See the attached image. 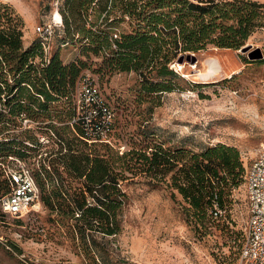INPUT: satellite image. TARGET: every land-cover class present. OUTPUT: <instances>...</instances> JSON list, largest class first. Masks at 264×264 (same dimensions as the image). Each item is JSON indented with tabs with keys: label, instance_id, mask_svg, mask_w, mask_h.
<instances>
[{
	"label": "rangeland",
	"instance_id": "obj_1",
	"mask_svg": "<svg viewBox=\"0 0 264 264\" xmlns=\"http://www.w3.org/2000/svg\"><path fill=\"white\" fill-rule=\"evenodd\" d=\"M2 3L10 5L23 20L26 42L39 39V29L48 25L60 27L56 15L63 0H0ZM260 12L256 23L264 26V8ZM126 26L124 23L121 28ZM59 41L53 34L52 53L58 51ZM244 48L241 52L209 46L195 54L194 63L172 61L170 70L178 78L153 79L168 90L157 93L143 91L140 76L134 72H113L103 58L93 55L88 61L78 45L60 48L65 64L79 58L89 62L80 77L89 73L113 108L112 152L119 147L129 152L158 144L195 154L219 145L239 151L244 173L240 185L225 199L229 213L224 224L228 228L222 223L207 229L196 226L187 216L193 209L169 179L151 183L144 176L133 178L126 173L130 179L122 183L127 197L117 236L87 232L89 238L83 240L75 221L51 211L41 199L24 218H0V264H238L248 220L244 177L264 146V27L256 29ZM214 72L229 73L230 78ZM44 117L43 124L25 116L17 118V127L0 136L7 137L6 141L16 137L18 143L11 147L13 153L5 150L0 154L5 166H0L2 171L21 161L39 173L38 163L15 153L23 131H31L44 144L43 151L59 144L56 132L66 133L70 140L76 136L70 103L51 104ZM76 143L77 149L83 148ZM97 145L96 151H106L105 144ZM71 183L79 185L76 180Z\"/></svg>",
	"mask_w": 264,
	"mask_h": 264
},
{
	"label": "trees",
	"instance_id": "obj_2",
	"mask_svg": "<svg viewBox=\"0 0 264 264\" xmlns=\"http://www.w3.org/2000/svg\"><path fill=\"white\" fill-rule=\"evenodd\" d=\"M263 8L264 3L252 0H63L58 12L62 25L54 29V36L60 38L59 49L52 53L51 45L46 54L40 39L25 47L23 20L2 3L0 136L17 127V118L24 116L43 124L50 105L60 101L70 103L72 123L76 115L73 93L92 55L103 58L113 72L138 74L143 91H168L153 79L176 80L177 74L170 70L172 61L209 46L242 50L256 29L264 27L256 23ZM124 23L127 26L121 28ZM68 44L80 46L88 61L79 58L65 64L60 48ZM72 129L76 136L71 140L66 133L56 132L59 144L47 151L31 131H23L15 153L40 165L39 173H33L43 203L75 221L83 240L89 238L87 232L103 236L120 233L127 197L122 183L130 179L126 173L133 178L144 176L151 183L169 179L193 209L187 216L198 227L207 229L228 221L225 199L240 185L244 173L237 149L219 145L195 154L158 144L129 152L119 147L112 152L113 143L89 144L80 127ZM5 138L0 139V154L13 153L16 137ZM78 141L82 149L75 147ZM97 144H105L106 151H96ZM0 166L5 167L1 162ZM4 173L0 168V198L11 189ZM71 180H76L78 187H73ZM216 204L226 211L222 217L214 214ZM5 217L0 210V218Z\"/></svg>",
	"mask_w": 264,
	"mask_h": 264
},
{
	"label": "built area",
	"instance_id": "obj_3",
	"mask_svg": "<svg viewBox=\"0 0 264 264\" xmlns=\"http://www.w3.org/2000/svg\"><path fill=\"white\" fill-rule=\"evenodd\" d=\"M57 22L59 26L62 25L61 19ZM55 27H58L57 24ZM55 27L48 25L39 29V39L46 54L51 51ZM73 104L76 115L71 123L72 127H80L84 132V139L89 144L99 142L112 145L114 110L89 73L79 78L73 93ZM121 151H125V148L122 147ZM5 178L10 182L11 189L7 195L0 198V210L6 217H26L35 205L41 202V192L33 169L19 161L18 165L6 169ZM244 193L248 220L238 264H264V146L247 168ZM214 211L217 217L226 213L218 204L214 206Z\"/></svg>",
	"mask_w": 264,
	"mask_h": 264
},
{
	"label": "water",
	"instance_id": "obj_4",
	"mask_svg": "<svg viewBox=\"0 0 264 264\" xmlns=\"http://www.w3.org/2000/svg\"><path fill=\"white\" fill-rule=\"evenodd\" d=\"M245 48H243L242 50H241V52H245V51H243ZM249 58H250V56H249ZM192 61V63H194L195 61H196V55L195 54H189L188 56H182V57H180L179 58V60H178V64H180V65H182L183 63H184V61Z\"/></svg>",
	"mask_w": 264,
	"mask_h": 264
},
{
	"label": "bare ground",
	"instance_id": "obj_5",
	"mask_svg": "<svg viewBox=\"0 0 264 264\" xmlns=\"http://www.w3.org/2000/svg\"><path fill=\"white\" fill-rule=\"evenodd\" d=\"M56 16H57V19H58V20L61 19L59 13H57ZM206 61H207V60H205L204 63H205ZM178 67H181V66L178 65ZM186 75H187L186 77H189V78H190V74H189V72H187ZM214 75L222 76V77H226V78H230V74H229V73H224V72H220V73H218V72H214ZM200 76H201V74H200ZM200 76H198V77H200ZM202 76H203L204 78L206 77L205 74H202ZM35 206H36V205H35Z\"/></svg>",
	"mask_w": 264,
	"mask_h": 264
},
{
	"label": "crops",
	"instance_id": "obj_6",
	"mask_svg": "<svg viewBox=\"0 0 264 264\" xmlns=\"http://www.w3.org/2000/svg\"><path fill=\"white\" fill-rule=\"evenodd\" d=\"M253 1V0H252ZM256 2H258V1H256ZM24 44H25V47L27 48V47H29L31 44H32V42H26L25 40H24Z\"/></svg>",
	"mask_w": 264,
	"mask_h": 264
}]
</instances>
